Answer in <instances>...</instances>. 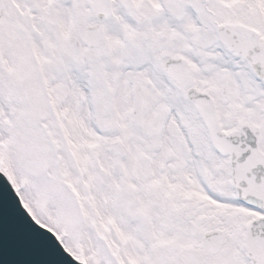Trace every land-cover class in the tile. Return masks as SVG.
<instances>
[{"label": "snow or ice", "instance_id": "6c2138e0", "mask_svg": "<svg viewBox=\"0 0 264 264\" xmlns=\"http://www.w3.org/2000/svg\"><path fill=\"white\" fill-rule=\"evenodd\" d=\"M0 174L76 264H264V0H0Z\"/></svg>", "mask_w": 264, "mask_h": 264}, {"label": "water", "instance_id": "95a60500", "mask_svg": "<svg viewBox=\"0 0 264 264\" xmlns=\"http://www.w3.org/2000/svg\"><path fill=\"white\" fill-rule=\"evenodd\" d=\"M76 264L56 238L40 228L0 174V264Z\"/></svg>", "mask_w": 264, "mask_h": 264}]
</instances>
